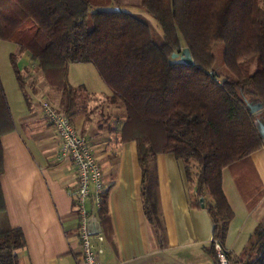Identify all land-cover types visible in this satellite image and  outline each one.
I'll return each mask as SVG.
<instances>
[{
	"label": "trees",
	"instance_id": "1",
	"mask_svg": "<svg viewBox=\"0 0 264 264\" xmlns=\"http://www.w3.org/2000/svg\"><path fill=\"white\" fill-rule=\"evenodd\" d=\"M160 27L145 17L112 9L117 0H0V40L17 45L10 55L17 81V55L28 51L45 83L60 93L59 110L72 121L78 89L69 65L90 63L122 104L121 138L135 141L141 193L147 219L163 240L156 194L157 154L180 160L190 203L212 220L208 253L218 264L215 242L228 264H264V220L241 255L224 247L233 216L222 187V170L264 147L258 122L264 121V2L262 0H139ZM110 7V8H109ZM222 44L217 65L215 45ZM187 47L192 64L172 54ZM13 129L0 79V137ZM3 171L0 145V174ZM103 195V194H102ZM249 208L261 193L244 196ZM0 189V220L5 216ZM99 214L106 216L102 196ZM24 245L19 228L0 226V264H19Z\"/></svg>",
	"mask_w": 264,
	"mask_h": 264
},
{
	"label": "crops",
	"instance_id": "2",
	"mask_svg": "<svg viewBox=\"0 0 264 264\" xmlns=\"http://www.w3.org/2000/svg\"><path fill=\"white\" fill-rule=\"evenodd\" d=\"M20 56L31 95L25 96L26 108L16 116L6 98L13 129L0 137V189L5 206L0 226L22 231L24 245L15 251L19 264H81L77 212L68 194L76 182L74 168L61 157L56 129L39 103L50 100L59 107L60 93L45 83L28 51ZM74 64L87 66L81 68L90 77L74 83L69 80L79 92L78 113L72 122L86 137L103 173L106 216L100 217V205L93 198L87 200L95 216L97 234L91 240L101 250L100 264H196L194 255L199 253L203 263L215 264L207 251L211 217L204 206L191 205L182 163L166 153L157 154L151 164L163 226L164 238L158 239L143 207L136 142L121 138L124 108L111 100L110 89L92 64L73 63L69 68ZM96 115L109 123L97 124ZM222 187L233 210L224 247L235 254V240L249 237L264 220V147L225 167ZM253 191H259L261 198L249 208L244 196Z\"/></svg>",
	"mask_w": 264,
	"mask_h": 264
},
{
	"label": "built area",
	"instance_id": "3",
	"mask_svg": "<svg viewBox=\"0 0 264 264\" xmlns=\"http://www.w3.org/2000/svg\"><path fill=\"white\" fill-rule=\"evenodd\" d=\"M44 116L56 129L60 140L59 153L70 161L74 168L75 184L68 189L78 220V241L81 248V264H100V249L91 239L97 233L93 230L95 216L87 208V200L93 198L98 207L104 191L101 166L93 155L84 135L75 127L70 118L46 100H40ZM101 238V237H100ZM218 264H228V258L218 242H215Z\"/></svg>",
	"mask_w": 264,
	"mask_h": 264
},
{
	"label": "rangeland",
	"instance_id": "4",
	"mask_svg": "<svg viewBox=\"0 0 264 264\" xmlns=\"http://www.w3.org/2000/svg\"><path fill=\"white\" fill-rule=\"evenodd\" d=\"M117 1H118V3L114 4V7L111 6L112 9H120V10H124L127 12L139 14V15L145 17L159 32H161L160 27L157 24V22L152 18V16L150 14H148L141 7L139 0H117ZM262 2H264V0H262ZM222 49H223L222 44L215 45L214 53L217 57V65H218V63H220V61L222 59ZM17 51H18V48L14 42H12L10 40H0V76L2 78V84L4 86L6 98L8 100L9 105H10L11 111H12L13 115H15V116L20 114L21 110L26 108L25 96L31 95L30 86H29L30 80H29V83L27 81H25L24 86L21 87L17 81V78H16L14 64L11 61L10 55L12 53L17 54ZM20 55L21 54L17 55L16 66H17L18 70H20V72L22 73L21 68H23V67H22V63H20V61H21ZM81 67H87V66H75V64L70 66V68L68 70V79L71 82L74 83V82H76V81H78L81 78L86 77V76L90 77L89 72L85 68H81ZM79 68H81V69H79ZM48 102L50 104L56 106L50 100H48ZM57 108L59 109V107H57ZM95 121L98 122L97 124L109 123V121H107V119H103L97 115L94 117V122ZM21 130H23L22 127H21ZM231 239L232 238H230V240ZM249 239H250V236L246 237V238H242V239L240 238V239L235 240V243L233 245L235 246V254L236 255L242 254V251L245 249L246 245L249 243ZM231 242L229 241L230 245L232 244ZM199 255H200V253L194 255V256H196L195 257V263L196 264H206V263L202 262L201 258H198ZM210 264H214V263L210 262Z\"/></svg>",
	"mask_w": 264,
	"mask_h": 264
},
{
	"label": "water",
	"instance_id": "5",
	"mask_svg": "<svg viewBox=\"0 0 264 264\" xmlns=\"http://www.w3.org/2000/svg\"><path fill=\"white\" fill-rule=\"evenodd\" d=\"M172 57L173 58L179 57L182 62H185L187 64L193 63L191 54H190L189 49L187 47L182 48L180 50V52H176V53L172 54ZM262 106H264V105H262L261 103H257L255 105H252L250 107V112L251 113L256 112V111L260 110L262 108ZM257 128H258V132H259L262 140H264V121H259ZM199 201H200V205L203 207L204 206L203 197H201L199 199Z\"/></svg>",
	"mask_w": 264,
	"mask_h": 264
}]
</instances>
